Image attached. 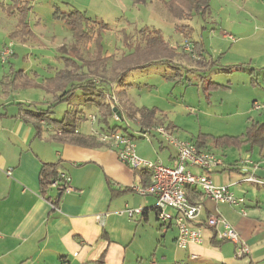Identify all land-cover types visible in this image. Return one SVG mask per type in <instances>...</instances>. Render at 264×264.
I'll list each match as a JSON object with an SVG mask.
<instances>
[{"label":"rangeland","instance_id":"rangeland-1","mask_svg":"<svg viewBox=\"0 0 264 264\" xmlns=\"http://www.w3.org/2000/svg\"><path fill=\"white\" fill-rule=\"evenodd\" d=\"M20 1L15 9L11 7L13 0H0V84L10 73L25 71L29 75L37 73L38 83L52 85L56 72L64 69L65 59L75 52L86 60L103 64L108 72L114 63L143 48L146 39L158 31L174 54L173 63L132 70L121 84H104L108 87L112 108L126 97L129 104L123 106V111L156 108L159 112L156 116L161 121L158 127L171 132L177 141L194 144L200 136H206L209 153L224 156L228 163L247 157V147L221 148L211 140L222 136L240 137L247 132L250 121H264V0H208L209 7L204 14L194 12L181 21L166 10L164 3L169 0ZM10 8L13 13L9 12ZM74 10L88 19L85 29L89 38L81 42H76L69 26L56 17ZM102 25H106V30L98 29ZM8 45H11V55L2 63L1 52ZM81 68L86 72V66ZM210 84L218 87L212 88ZM94 101L98 105L105 102L98 91L84 95L77 90L69 104L53 105L49 117L61 120L67 113L71 120L80 118L83 133L98 140L104 134L102 130H109L98 119L91 123V118H86L89 114L99 118ZM254 103L263 109L256 111ZM123 111L121 119L115 115L107 118L109 127H115L117 135L134 138V152L140 159L173 167L168 157L175 155V148L156 131L141 133L135 121ZM258 152L255 149L256 155ZM117 160L138 179L140 170L120 162L118 156ZM158 232L154 241L157 249L166 240L160 239ZM138 243L135 241L130 246L125 264H149L153 252L142 254L140 259L131 252L134 249L146 252Z\"/></svg>","mask_w":264,"mask_h":264},{"label":"crops","instance_id":"crops-1","mask_svg":"<svg viewBox=\"0 0 264 264\" xmlns=\"http://www.w3.org/2000/svg\"><path fill=\"white\" fill-rule=\"evenodd\" d=\"M22 72L20 78L9 74L4 77L5 84H0V264H89L102 253L105 264H125L135 241L146 250L131 251L137 259L153 252L149 264H264V150L256 155V148L248 151L247 147V157L241 156L233 163L216 155L223 163L209 172L189 169L245 198V215L238 208L204 199L199 190L195 194L189 190L190 202L201 205L192 226L201 228L203 240L199 245L179 249L175 227H163L157 220L155 198H140L131 190V186L144 187L147 179L139 172L136 180L127 172L109 145L89 148L61 141L57 126L25 115L26 111L36 110L51 114L53 105L69 104L73 97L59 102L62 93L22 88L24 76L34 83L40 80L37 73ZM104 90L98 86L97 91L105 93L107 103L108 93ZM127 104L129 99L124 97L117 105L122 110ZM95 105L99 113V105ZM86 118H91V123L98 119L95 114ZM79 119L66 118L69 126L75 125L83 133ZM200 151L210 152L206 147ZM176 156L168 157L171 166L176 164ZM245 159L249 161L247 177L252 175L262 185L244 181L238 164ZM44 165H53L58 174L70 178L73 191L62 193L56 204L52 201L58 192L50 186L44 191L41 187ZM126 209H140L141 214L129 218ZM209 217L224 219L237 232L249 249L247 257L237 259L234 244L218 243L215 230L204 224ZM157 230L160 239H166L159 249L154 245Z\"/></svg>","mask_w":264,"mask_h":264},{"label":"trees","instance_id":"trees-1","mask_svg":"<svg viewBox=\"0 0 264 264\" xmlns=\"http://www.w3.org/2000/svg\"><path fill=\"white\" fill-rule=\"evenodd\" d=\"M21 3L20 0H13L12 6L19 7L18 5ZM166 10L168 13L178 21L184 20L188 16H192L194 12L197 15L204 14L208 9V0H169L167 3H164ZM10 13L12 9H9ZM21 20L23 16V10L20 12ZM58 19L62 20L66 25L69 26L71 32L73 33V37L76 42H81L84 39H88L86 36V25L88 24V19L85 14L80 13L76 10L68 13H60V16H56ZM106 25L99 26L98 29L100 31L106 30ZM99 38V37H97ZM95 39V44L98 48L97 40ZM145 46L143 48H138L136 53L130 55L126 58H123L119 62H116L109 68L107 72L106 69L103 68V64H97L95 61L86 60L82 56H78L75 52L72 57H67L64 63V69L56 72V76L54 79L55 83L49 86H45L40 83H34L33 81L28 80L23 77L25 80L22 88L31 87L42 89L46 92L51 93H62L59 96V102L69 101L74 93L77 90H81L84 95L94 94L97 91L98 86L104 87V91L107 92L108 85L117 83L121 84L123 82V78L125 75L136 69H145L154 65H169L173 60V53L171 49L165 44L163 38L160 36L158 31L153 32V36H150L145 41ZM96 48V49H97ZM97 52V53H96ZM100 52V51H99ZM95 54L98 55V50L95 51ZM153 55H156L155 57ZM141 60L144 63H141ZM100 65V66H99ZM82 66H86V72H83ZM11 74V73H10ZM23 74L22 71L18 73L11 74L17 78H20ZM110 76V77H109ZM3 82L1 84H5ZM107 85L106 87L104 86ZM212 88L218 87L214 84H210ZM20 87V86H19ZM103 100H105V93L98 92ZM108 101L99 105V118L98 123L100 125H104L108 127L109 131L114 132L116 128H110L107 122L108 117H112L116 115L117 112H120L122 118V111L118 106L114 107L117 109L116 113L113 112V108L111 107V96H109ZM124 112V111H123ZM126 116H128L131 120L135 121V123L139 127V131L141 133H150V129L161 124L159 118H157V114H159L156 108L151 109H139L134 108L131 110H127L125 112ZM25 115L30 118H34L36 120H43L51 122L53 125L57 126L58 129L61 130V134L59 140L66 141L73 145H79L89 148H98L103 145V143L99 142L97 138L92 135H85L81 132H78L75 125L69 126L66 118L68 116L65 113L64 117L60 121L51 120L48 115V111H26ZM206 136H200L198 140L194 143L197 150H202L206 147ZM216 147H248L249 151L253 148L258 149L259 151L264 150V121L263 122H253L250 121V127L247 132L240 137H231V136H222L218 138H212L211 140ZM141 176L147 179L146 184L143 186L146 187L149 185L151 172L147 170H140ZM58 177V173L55 171L53 165H44L40 172V183L43 191L45 188L49 187V182L52 180H56ZM61 194V190H58ZM189 192V190L187 191ZM191 194H195V189H192ZM188 200L191 201V198L188 196ZM59 200L58 197H55L52 201L53 204H56ZM224 242V241H218ZM89 264H105V254L102 253L100 257L91 262Z\"/></svg>","mask_w":264,"mask_h":264},{"label":"built area","instance_id":"built-area-1","mask_svg":"<svg viewBox=\"0 0 264 264\" xmlns=\"http://www.w3.org/2000/svg\"><path fill=\"white\" fill-rule=\"evenodd\" d=\"M226 36V34L224 35ZM233 40L231 36H227ZM11 45L5 46L1 52V62L4 63L11 55ZM112 107V104H111ZM256 111L263 109L259 104H253ZM116 119H119L115 115ZM156 131L169 145L176 150V164L171 168L160 164H153L140 159L134 152L133 138L128 135H117L115 132L107 131L98 136V141L113 147L116 150L120 162L135 170H147L151 172L150 183L146 187L132 186L131 190L141 196H152L155 198V211L157 220L161 226H173L177 231L176 246L186 249L191 244L202 243L203 236L201 228L193 227L192 224L200 215L201 205L188 200L187 191L199 190L203 198L214 203L225 204L238 208L245 215V198L235 196L228 186H218L205 174L194 175L189 169L195 168L202 172H209L222 165V159L215 154L197 150L193 143L180 142L172 138V133L162 127L150 129L151 134ZM247 163L242 160L238 164L239 172L245 175L246 182L262 185L252 175L247 177ZM10 175V173H8ZM70 178L64 174H58L56 180L49 182V186L57 192L70 193L73 189L69 185ZM54 208V207H53ZM129 218L140 215V209H126ZM100 220V216L96 217ZM207 228L215 230V238L219 241L229 242L235 245L234 256L243 259L248 256L249 249L241 241L237 232L224 220L217 217H209L204 223ZM195 258V257H194ZM62 264H71L63 261Z\"/></svg>","mask_w":264,"mask_h":264},{"label":"water","instance_id":"water-1","mask_svg":"<svg viewBox=\"0 0 264 264\" xmlns=\"http://www.w3.org/2000/svg\"><path fill=\"white\" fill-rule=\"evenodd\" d=\"M116 111H117V109H116V108H114V109H113V112H114V113H116ZM116 115H117V117H118V118H120V117H121V114H120V112H117V113H116ZM60 195H61V193H60V192H58V193H57V197L59 198V197H60Z\"/></svg>","mask_w":264,"mask_h":264}]
</instances>
